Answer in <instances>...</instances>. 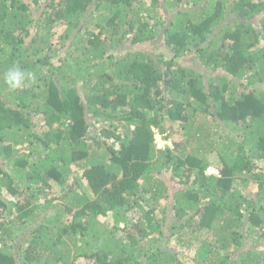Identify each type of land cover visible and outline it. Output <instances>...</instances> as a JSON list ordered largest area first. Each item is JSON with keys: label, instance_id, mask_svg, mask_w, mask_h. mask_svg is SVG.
Here are the masks:
<instances>
[{"label": "trees", "instance_id": "1", "mask_svg": "<svg viewBox=\"0 0 264 264\" xmlns=\"http://www.w3.org/2000/svg\"><path fill=\"white\" fill-rule=\"evenodd\" d=\"M79 260L264 264V0H0V264Z\"/></svg>", "mask_w": 264, "mask_h": 264}, {"label": "rangeland", "instance_id": "2", "mask_svg": "<svg viewBox=\"0 0 264 264\" xmlns=\"http://www.w3.org/2000/svg\"><path fill=\"white\" fill-rule=\"evenodd\" d=\"M210 126L213 127L212 124H211ZM210 126H209V127H210ZM209 127H208L207 130H209ZM174 128H178V125L175 124ZM216 129H217V128H215V130H216ZM212 130H213V129H212ZM183 134H185L183 131H179V130H177L174 134H172V136H173L174 139H175V138H181V137L183 136ZM156 137H157V142H158L160 148H164V147H165V144H167V143H168L170 146L172 145V142H171L170 140H169V141L164 140L162 137H160L159 134H157ZM260 165L263 166L262 163H260ZM74 169H75L76 172L78 171V168H77V167H74ZM72 178H73V176L71 177V179H72ZM71 179H70V180H71ZM171 184H173V183H171ZM240 188H241V189H242V188H246V190H247V191H246V194H247L248 196H250V195H251V196H254V194H256L257 183H256V182H253V181L251 180V182L249 183V185H248L247 187L241 185ZM55 189H56L57 196H62V193L64 192V191H62L63 189H61L60 187H56ZM159 210H160V209H159ZM160 214H161V216H162V215H163V212L160 211ZM131 216H132V213H131ZM105 222H106V226H108V225H109V226H113V225H114V221H113V218H112L111 216H110V217H107V218L105 219ZM117 235H121L120 232H118ZM172 240H173V241L170 242L169 247H170V248H177V250H181L182 252H184L185 249L182 250V247H181V248L178 247V243H177L176 239L173 238ZM190 254H192V252H191ZM192 257H193V256H189V257L184 256V259H183V260H189V259L192 258ZM81 260H82V259H81ZM81 260L78 261L79 264L82 262Z\"/></svg>", "mask_w": 264, "mask_h": 264}, {"label": "clouds", "instance_id": "3", "mask_svg": "<svg viewBox=\"0 0 264 264\" xmlns=\"http://www.w3.org/2000/svg\"><path fill=\"white\" fill-rule=\"evenodd\" d=\"M31 78V73L25 72L19 66H14L8 70L5 76V82L11 89H22L27 86V83ZM210 170H217L218 173H210ZM206 174L220 175V170L215 166H209L206 170Z\"/></svg>", "mask_w": 264, "mask_h": 264}, {"label": "built area", "instance_id": "4", "mask_svg": "<svg viewBox=\"0 0 264 264\" xmlns=\"http://www.w3.org/2000/svg\"><path fill=\"white\" fill-rule=\"evenodd\" d=\"M209 172H210V173H212V172H214V173H218L217 170H212V171L210 170Z\"/></svg>", "mask_w": 264, "mask_h": 264}]
</instances>
